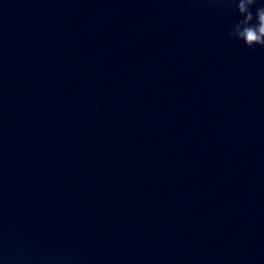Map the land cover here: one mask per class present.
<instances>
[{
    "label": "water",
    "instance_id": "water-1",
    "mask_svg": "<svg viewBox=\"0 0 264 264\" xmlns=\"http://www.w3.org/2000/svg\"><path fill=\"white\" fill-rule=\"evenodd\" d=\"M240 19L0 0V264H264V47Z\"/></svg>",
    "mask_w": 264,
    "mask_h": 264
},
{
    "label": "clouds",
    "instance_id": "clouds-1",
    "mask_svg": "<svg viewBox=\"0 0 264 264\" xmlns=\"http://www.w3.org/2000/svg\"><path fill=\"white\" fill-rule=\"evenodd\" d=\"M222 2L229 5L235 3L242 17L229 32V37L243 41L248 48L257 45L264 47V4L257 7L258 0H222Z\"/></svg>",
    "mask_w": 264,
    "mask_h": 264
}]
</instances>
